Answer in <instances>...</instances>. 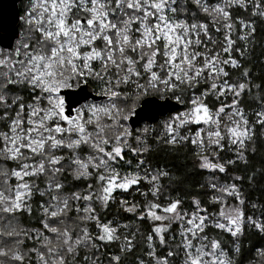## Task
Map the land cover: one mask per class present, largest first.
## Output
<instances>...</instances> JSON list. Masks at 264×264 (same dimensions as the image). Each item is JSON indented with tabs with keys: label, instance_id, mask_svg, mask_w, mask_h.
<instances>
[{
	"label": "snow or ice",
	"instance_id": "6c2138e0",
	"mask_svg": "<svg viewBox=\"0 0 264 264\" xmlns=\"http://www.w3.org/2000/svg\"><path fill=\"white\" fill-rule=\"evenodd\" d=\"M257 19L264 0H29L23 39L0 48V264H235L225 236L238 254L247 229L264 234V205L229 171L264 130V74L247 66ZM89 80L102 102L69 107ZM153 93L185 105L155 139L192 147L213 174L206 201L168 193L169 172L146 162L149 130L129 121ZM69 177L82 186L68 192ZM115 203L150 230L109 219Z\"/></svg>",
	"mask_w": 264,
	"mask_h": 264
},
{
	"label": "trees",
	"instance_id": "16d2710c",
	"mask_svg": "<svg viewBox=\"0 0 264 264\" xmlns=\"http://www.w3.org/2000/svg\"><path fill=\"white\" fill-rule=\"evenodd\" d=\"M24 1L26 0L19 3L21 15L25 14L28 7V5L23 6ZM235 14L247 19L246 13L239 10H236ZM256 29L254 50L252 51L251 57L252 62L247 66L259 76L264 74V46H261L262 42H264V21L257 19ZM235 71L236 70H233V72ZM88 82L94 86L96 92L100 93V87L95 81L89 80ZM184 107L185 105L182 104L181 108L178 110H182ZM140 125L141 124L137 127ZM155 138L156 136L149 141L150 151L146 155V162L150 163L152 167L163 168L169 172L170 179L166 178L162 181L165 185L166 191L170 194L184 197L186 204H188L193 197L206 201L209 192L206 187H201V185H207L210 182L209 180H212L213 174L199 168L198 161L192 154V147L190 145L171 146L165 144L162 140L157 141ZM228 155L231 156L232 154L229 153ZM247 156V164L230 166L229 171L233 176L240 175L245 177V180L241 182V189L244 192L247 201L258 205H264V176L261 175V173H264V130L257 131L256 137ZM126 158L130 159L135 167L136 157H133L132 154L129 153ZM127 167V165H122L121 171H132L130 170V167L129 169H126ZM216 176L221 182L226 180V174L217 173ZM248 176L253 177L251 182L247 180ZM74 185L82 186V182L73 181L71 177H69L66 183V189L68 192L69 190H74ZM116 195L123 199H127L129 203H137L141 206H143L145 202V198L140 196L139 193H117ZM150 198L151 197H149V199ZM262 210L264 209L258 208L255 210L254 214L259 216ZM107 217L114 221L119 220L121 223H128L131 229L139 228L140 231L145 234L151 227L148 222L136 220L131 213L124 212L120 208L119 203L110 205ZM25 226H31V224H26ZM213 235H215V232H213ZM137 239H139V236ZM225 239L227 240L230 254L235 258V264H264V259H261L256 255V249H264V234L258 233L254 229H247L245 235L238 241L240 246V252L238 254L232 253V239L228 236H225ZM113 248L115 250V246H113ZM144 251L145 249L141 247L136 255L140 256ZM134 259L135 257L128 254L124 264H133Z\"/></svg>",
	"mask_w": 264,
	"mask_h": 264
},
{
	"label": "water",
	"instance_id": "95a60500",
	"mask_svg": "<svg viewBox=\"0 0 264 264\" xmlns=\"http://www.w3.org/2000/svg\"><path fill=\"white\" fill-rule=\"evenodd\" d=\"M21 0H0V46L8 48L13 46L20 35V7ZM100 93L94 86L87 82L66 90L65 100L69 107H78L88 100H100ZM182 104L174 98L160 97L151 94L143 97L136 106V114L129 121L132 128L137 127L143 121L155 122L161 116L172 113Z\"/></svg>",
	"mask_w": 264,
	"mask_h": 264
},
{
	"label": "rangeland",
	"instance_id": "374dc122",
	"mask_svg": "<svg viewBox=\"0 0 264 264\" xmlns=\"http://www.w3.org/2000/svg\"><path fill=\"white\" fill-rule=\"evenodd\" d=\"M21 1H23V0H21ZM20 1V2H21ZM26 5H29V0H26V1H24V3H23V6H26ZM28 8V7H27ZM24 15L25 14H23V15H21V13H20V16H21V24H20V35H19V37L18 38H16V40H15V43H14V45L13 46H15L21 39H23V37H24V35H25V25H24V23H23V18H24ZM0 48H2V47H0ZM5 48V47H4ZM74 87H76V86H74ZM162 97H164V96H162ZM103 100V99H102ZM102 100H88V101H86V102H84L83 104H81L80 106H78V107H86V106H88V105H90V104H96V103H101L102 102ZM140 101V100H139ZM139 104V102L136 104V105H138ZM183 110V109H182ZM181 109L180 110H176V111H174V112H172V113H168V114H166V115H163L160 119H158L157 121H155V122H149V121H143V123L141 122L140 124V126L139 127H135V128H133V130L134 131H136V132H142L144 129H148L149 131H148V133H147V142H148V144H149V141L154 137V136H156L157 137V135L158 134H161L162 132H163V124H164V122L165 121H167L172 115H174L175 113H177V112H179V111H182ZM130 124V123H129ZM137 159V158H136ZM145 159H146V157H145ZM130 160V159H129ZM148 163V162H147ZM199 163V162H198ZM136 165V164H135ZM128 166V165H127ZM134 164L132 163V166L130 167V170H134ZM126 169H129V166L126 168ZM210 182H211V180H209ZM70 185H72V184H70ZM74 190H78V189H75L74 188ZM69 192H70V190H69Z\"/></svg>",
	"mask_w": 264,
	"mask_h": 264
}]
</instances>
